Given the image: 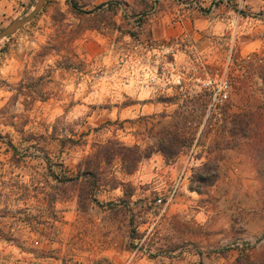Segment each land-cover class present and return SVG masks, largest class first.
Here are the masks:
<instances>
[{
  "label": "rangeland",
  "instance_id": "1",
  "mask_svg": "<svg viewBox=\"0 0 264 264\" xmlns=\"http://www.w3.org/2000/svg\"><path fill=\"white\" fill-rule=\"evenodd\" d=\"M263 76L264 0H47L0 41V264L262 255ZM124 147L152 154L128 174Z\"/></svg>",
  "mask_w": 264,
  "mask_h": 264
},
{
  "label": "trees",
  "instance_id": "2",
  "mask_svg": "<svg viewBox=\"0 0 264 264\" xmlns=\"http://www.w3.org/2000/svg\"><path fill=\"white\" fill-rule=\"evenodd\" d=\"M73 7H77V4L74 3ZM263 82H264V76H263ZM264 95V92H263ZM261 136H264V133H261ZM127 152H130V155H123L122 161L126 163V161H129L130 166L129 168H126L127 173H131L136 167L137 164L145 158H148L151 156L152 152L149 151L150 149L145 150L142 152L139 148H126ZM162 153V155L165 158H171L176 155H178L181 151L179 148V141L176 138V136L172 137L170 140H168L167 144H161L159 146V149L157 150ZM119 155H122L121 153ZM125 156V157H124ZM129 159V160H126ZM197 183H203L205 184V179L201 176H198L195 180ZM193 191L201 192V186H196V188H193ZM232 264H264V253L260 256H253V252L250 251V249H247L246 251H242L239 257L232 263Z\"/></svg>",
  "mask_w": 264,
  "mask_h": 264
},
{
  "label": "built area",
  "instance_id": "3",
  "mask_svg": "<svg viewBox=\"0 0 264 264\" xmlns=\"http://www.w3.org/2000/svg\"><path fill=\"white\" fill-rule=\"evenodd\" d=\"M210 86H212V82H207L205 84L206 88H208ZM212 87L215 91L214 95H216L218 101H220L223 104L225 101L228 100L230 86L226 80L221 81L220 84L217 85L216 87L215 86H212ZM179 187H180V181L176 182L172 186V188L168 192L167 196H161L156 201L155 204L162 208V211H161L162 214L167 210L168 206L171 204L173 199L176 197L178 190H179Z\"/></svg>",
  "mask_w": 264,
  "mask_h": 264
},
{
  "label": "water",
  "instance_id": "4",
  "mask_svg": "<svg viewBox=\"0 0 264 264\" xmlns=\"http://www.w3.org/2000/svg\"><path fill=\"white\" fill-rule=\"evenodd\" d=\"M46 2L47 0H38L34 10L28 16H26L23 19H18L14 21L7 28H5L2 32H0V41L14 35L21 28H23L28 23H30L32 20H34L37 17V15L43 10Z\"/></svg>",
  "mask_w": 264,
  "mask_h": 264
}]
</instances>
